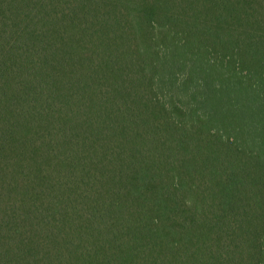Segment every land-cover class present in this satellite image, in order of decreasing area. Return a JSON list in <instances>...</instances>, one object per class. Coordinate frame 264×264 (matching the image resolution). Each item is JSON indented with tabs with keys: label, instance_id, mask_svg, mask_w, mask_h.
Instances as JSON below:
<instances>
[{
	"label": "trees",
	"instance_id": "trees-1",
	"mask_svg": "<svg viewBox=\"0 0 264 264\" xmlns=\"http://www.w3.org/2000/svg\"><path fill=\"white\" fill-rule=\"evenodd\" d=\"M0 264H264V0H0Z\"/></svg>",
	"mask_w": 264,
	"mask_h": 264
}]
</instances>
